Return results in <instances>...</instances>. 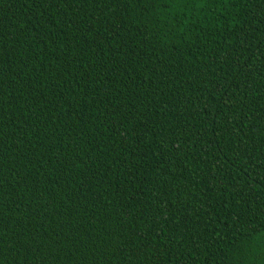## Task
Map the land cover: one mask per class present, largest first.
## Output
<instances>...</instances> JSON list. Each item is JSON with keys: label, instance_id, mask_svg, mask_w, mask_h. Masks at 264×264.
<instances>
[{"label": "trees", "instance_id": "trees-1", "mask_svg": "<svg viewBox=\"0 0 264 264\" xmlns=\"http://www.w3.org/2000/svg\"><path fill=\"white\" fill-rule=\"evenodd\" d=\"M0 264H264V0H0Z\"/></svg>", "mask_w": 264, "mask_h": 264}]
</instances>
